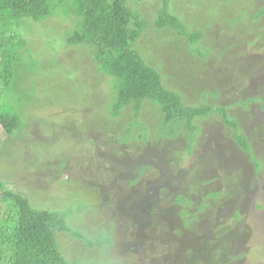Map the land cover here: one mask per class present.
I'll return each mask as SVG.
<instances>
[{
	"label": "rangeland",
	"instance_id": "obj_1",
	"mask_svg": "<svg viewBox=\"0 0 264 264\" xmlns=\"http://www.w3.org/2000/svg\"><path fill=\"white\" fill-rule=\"evenodd\" d=\"M165 2L191 31L205 33L206 61L187 59L188 42L175 32L154 31ZM225 3L231 0H128V7L149 23L138 48L149 63H158L165 84L183 89L186 106L226 107L247 135L258 169L221 113L194 121L201 130L193 154L191 129L183 127L174 140L160 138L154 135L158 122L145 141L139 133L127 144L120 142L123 133L102 139L90 103L99 97L100 115L111 85L85 48L67 47L75 19L52 17L20 31L41 70L21 73L14 96L23 104L11 93L0 102V114L19 108L25 122L20 136H3L0 179L39 209L55 211L75 200L88 206L70 224L91 245L59 235L69 260L264 264V17L251 19L264 0H245L253 4L248 18L235 25L229 19L246 7L230 11V5L221 8ZM245 100L251 102L242 105ZM148 113L151 119L152 109ZM214 192L219 196L210 198ZM178 196L190 203H177ZM102 236L108 242L99 245Z\"/></svg>",
	"mask_w": 264,
	"mask_h": 264
},
{
	"label": "trees",
	"instance_id": "obj_2",
	"mask_svg": "<svg viewBox=\"0 0 264 264\" xmlns=\"http://www.w3.org/2000/svg\"><path fill=\"white\" fill-rule=\"evenodd\" d=\"M244 1L231 0V4L225 3L221 8L225 9L230 5L231 11L233 5L237 7ZM256 3L257 6L259 2ZM250 4L245 5L248 9L234 13L235 16L229 19L230 24L242 22L249 13ZM252 11L251 19L254 22L264 17V5L253 8ZM52 17L75 19V28L66 33L67 47L85 48L97 73L110 81L111 91L107 93L104 102L100 100L103 102L99 109L100 115L96 114L95 108L99 104V97L94 96L90 103L91 111L96 112L95 123L101 126L98 129L95 127V130L102 139L110 135L118 138L123 133L120 142L127 144L132 138L137 139L139 133L141 140L145 141L151 134L150 125L158 122L154 135L157 134L160 138L174 140L183 127L191 129L188 152L193 154L201 130L194 121L197 118H207L215 112L224 114L225 122L234 130V140L256 162L247 135L240 132L238 122L228 114L226 107L186 106L183 89L180 87L178 90L165 84L164 76L156 65L158 63H149L142 55L138 44L149 23L137 11L128 7V0H0V102L6 97L11 98V93L13 100L23 104L20 96L17 95L18 99L14 96L22 80L21 73L27 70L36 74L41 70V64L27 48L28 42L20 31ZM154 31H167L168 35L175 32L180 38H184L188 42L190 53L187 59L196 58L204 62L210 56V49L202 45L205 33L191 31L180 16L171 13L167 2L158 11ZM167 39L171 41L173 38ZM27 52L30 55L25 58ZM189 67L191 66L187 61L184 69H191ZM249 102L251 100H245L241 104ZM148 109H152L154 113L151 119ZM24 123L23 113L19 108L13 112L1 113L0 144L3 136H20L25 129ZM135 128L139 130L135 131ZM256 167H260L257 162ZM0 192L3 196L0 195V264H108L81 258L69 260L63 253L64 246L59 241L62 233L91 245L81 231H76L70 224L73 216L80 217L81 220L80 213L88 208L86 204L75 200L68 207L55 211L39 209L24 195L9 190L1 179ZM217 196L219 193L216 192L209 194L210 198ZM177 203L186 205L190 202L187 198L178 196ZM206 207V203L202 204L200 211H204ZM182 215L188 214L181 212ZM105 242L108 240L106 236H102L99 245Z\"/></svg>",
	"mask_w": 264,
	"mask_h": 264
}]
</instances>
